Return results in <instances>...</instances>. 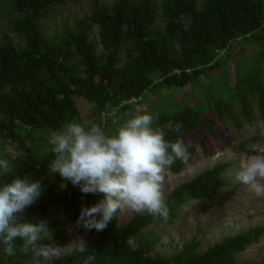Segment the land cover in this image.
Segmentation results:
<instances>
[{
	"label": "trees",
	"instance_id": "trees-1",
	"mask_svg": "<svg viewBox=\"0 0 264 264\" xmlns=\"http://www.w3.org/2000/svg\"><path fill=\"white\" fill-rule=\"evenodd\" d=\"M74 1L12 0V9L20 14L13 21V31L24 44L19 46L8 34L0 37V147L9 144L17 152L13 161L8 154L0 157L15 168L3 180L11 182L26 175L41 181L44 191L24 210L23 217L25 221L47 218L58 245L68 240L60 216L73 221L82 206L95 204L104 194H83L70 182L64 190L49 186L45 177L54 154L48 139L36 138V133L59 131L73 121L84 125L95 115L107 133H114L120 125L113 123L111 114L106 118L103 114L113 108H131L133 104L121 106L122 102L143 98L158 85L190 88L227 62L229 56L222 52L242 42L258 44L260 51L251 59L256 65L237 70L226 93L206 90L202 102L190 92L194 98L186 96L189 99L181 108L156 112L154 127L171 141L182 136L190 158L194 145L208 154L210 138L221 141L225 132L238 134L254 121L264 124V0H204L201 8L198 0H116L111 4L96 0L90 15L52 29L50 20ZM173 97L168 94L163 100ZM80 100L93 106L89 116H82ZM177 123L182 124L180 133L172 130ZM241 150L249 156L259 152L244 144ZM186 165L177 160L169 171L181 174ZM229 167L219 164L172 190L164 187L167 221L134 212L122 221L118 212L102 232L80 228L86 234L88 252L65 254L53 264H83L92 253L96 255L92 264H242L239 255L260 241L263 227L227 236L204 252L198 238L184 243L172 257H161L155 251L161 236L154 227L178 220L189 202L217 195L226 186L224 173ZM129 239H134L135 250ZM16 244L15 256H7L0 245V264L33 260L31 254L19 250L22 241Z\"/></svg>",
	"mask_w": 264,
	"mask_h": 264
},
{
	"label": "clouds",
	"instance_id": "clouds-1",
	"mask_svg": "<svg viewBox=\"0 0 264 264\" xmlns=\"http://www.w3.org/2000/svg\"><path fill=\"white\" fill-rule=\"evenodd\" d=\"M141 100L134 97L121 106ZM157 120V116L146 112L126 120L111 134L98 124L85 127L74 121L50 133L48 144L54 159L48 165L49 174L59 175L83 194H104L95 204L81 207L77 228L102 232L118 212L125 210L167 221L166 174L177 160L188 161L190 153L182 136L175 141L166 139V133L154 127ZM181 129L182 124L177 123L172 130L180 133ZM14 172L12 163L0 158V177ZM235 179L255 195L264 196V148L240 165ZM66 187L65 183L59 185L61 190ZM43 191L40 180L32 181L26 175L16 176L11 182L0 181L3 252L15 256L18 240L22 241L19 250L31 254L35 264H53L63 254L88 252L81 238L75 245L53 242L47 218L24 220V210L36 203ZM128 243L136 249L134 239ZM95 259V253L89 254L83 264H92Z\"/></svg>",
	"mask_w": 264,
	"mask_h": 264
},
{
	"label": "rangeland",
	"instance_id": "rangeland-1",
	"mask_svg": "<svg viewBox=\"0 0 264 264\" xmlns=\"http://www.w3.org/2000/svg\"><path fill=\"white\" fill-rule=\"evenodd\" d=\"M96 0H77L70 5L61 9L55 18L51 19L48 25L52 29L61 28L64 24L73 23L76 19H82L90 15L94 2ZM100 3L111 4L116 0H97ZM161 1V0H159ZM204 0H198L201 8ZM20 14L12 9V0H0V37L3 34L10 35L19 46L24 44V40L16 35L13 31V21L17 20ZM158 26L163 27L161 19L158 20ZM260 49L258 44L254 42H242L234 44L229 52H222L221 55L227 57V62L218 66L216 70L208 72L198 79V81L188 89H169L164 84L158 85L154 89L149 90L139 103L133 104L128 109H111L103 117L110 116L115 125H122L126 120L136 115L151 113L153 115L158 111L177 110L184 105V100L193 92L196 97L202 99V95L208 93L222 92L226 93L227 84L231 83L237 70H242L246 64L256 65L257 62L251 59L257 56ZM227 54V55H226ZM232 57H234L232 59ZM225 61V60H224ZM172 94L173 99L163 100L164 96ZM190 97V96H189ZM194 98V97H190ZM205 102V100H201ZM80 102V110L82 116H89L94 110L91 104L83 101ZM183 104V105H182ZM205 105V106H204ZM203 107L207 110L208 105ZM98 116L84 122L85 127L93 124L99 125ZM51 132L36 133L35 137L49 138ZM258 138V139H256ZM210 151L205 154L200 145L192 146V156L186 161V169L181 174H173L168 170L164 187L172 190L176 186L185 183L205 170L213 169L216 165L227 164L230 167L224 173L226 186L214 197L204 200H194L183 207L181 217L171 224L154 227L159 231L161 242L155 251L161 257H172L180 252L184 243L198 238L201 241L200 250L206 251L210 246L219 243L227 236L240 234L248 229L255 227L264 228V196H257L249 191L247 186L239 183L235 179L236 172L240 169V165L246 162L250 157L246 152L241 150L244 144L246 149L260 150L264 148V124L254 121L252 126H243L240 133L225 132L221 141L214 138L208 140ZM8 154L15 160L17 152L13 146L9 144L0 147V157ZM43 154V153H42ZM24 167H26L24 165ZM35 174H31L32 176ZM9 175L0 177V179H8ZM45 180L55 186L61 183H68L59 177V175H50ZM68 185V184H67ZM120 213L122 221H128L132 216V211L125 210ZM64 221L68 231V240L64 245L70 243L75 245L78 238L86 242V234L80 233L75 225V220H70L65 215L60 216ZM157 228V229H156ZM53 242L54 238H53ZM65 255V254H63ZM62 255V256H63ZM242 264H264V234L260 241L251 245L244 253L239 255ZM27 264H35V259Z\"/></svg>",
	"mask_w": 264,
	"mask_h": 264
},
{
	"label": "built area",
	"instance_id": "built-area-1",
	"mask_svg": "<svg viewBox=\"0 0 264 264\" xmlns=\"http://www.w3.org/2000/svg\"><path fill=\"white\" fill-rule=\"evenodd\" d=\"M187 72L190 73L191 70H187ZM175 73H180V71L176 70ZM132 101H136V99H133ZM132 101H130V102H132ZM130 102H126V103H130Z\"/></svg>",
	"mask_w": 264,
	"mask_h": 264
}]
</instances>
